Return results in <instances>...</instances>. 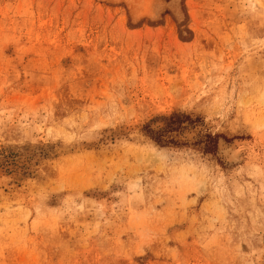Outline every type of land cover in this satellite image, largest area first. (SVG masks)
Masks as SVG:
<instances>
[{"label": "rangeland", "instance_id": "rangeland-1", "mask_svg": "<svg viewBox=\"0 0 264 264\" xmlns=\"http://www.w3.org/2000/svg\"><path fill=\"white\" fill-rule=\"evenodd\" d=\"M0 264H264V0H0Z\"/></svg>", "mask_w": 264, "mask_h": 264}, {"label": "bare ground", "instance_id": "bare-ground-1", "mask_svg": "<svg viewBox=\"0 0 264 264\" xmlns=\"http://www.w3.org/2000/svg\"><path fill=\"white\" fill-rule=\"evenodd\" d=\"M228 150V149H227ZM223 151V150H222ZM226 151V150H225ZM224 152V151H223ZM224 153H226V152H224ZM231 154V153H230Z\"/></svg>", "mask_w": 264, "mask_h": 264}]
</instances>
